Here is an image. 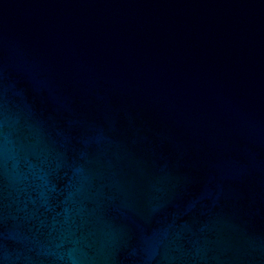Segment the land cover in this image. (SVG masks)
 Returning <instances> with one entry per match:
<instances>
[{
	"label": "water",
	"instance_id": "water-1",
	"mask_svg": "<svg viewBox=\"0 0 264 264\" xmlns=\"http://www.w3.org/2000/svg\"><path fill=\"white\" fill-rule=\"evenodd\" d=\"M0 264H264V0H0Z\"/></svg>",
	"mask_w": 264,
	"mask_h": 264
}]
</instances>
